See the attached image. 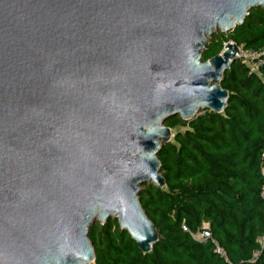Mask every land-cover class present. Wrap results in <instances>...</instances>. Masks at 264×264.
Here are the masks:
<instances>
[{"label":"water","instance_id":"water-1","mask_svg":"<svg viewBox=\"0 0 264 264\" xmlns=\"http://www.w3.org/2000/svg\"><path fill=\"white\" fill-rule=\"evenodd\" d=\"M264 0H0V264H91L89 230L117 219L144 253L159 232L165 122L222 113L239 46L214 31Z\"/></svg>","mask_w":264,"mask_h":264},{"label":"trees","instance_id":"trees-1","mask_svg":"<svg viewBox=\"0 0 264 264\" xmlns=\"http://www.w3.org/2000/svg\"><path fill=\"white\" fill-rule=\"evenodd\" d=\"M228 41L263 47L264 8H252L245 22L227 33L212 34L202 60L218 55ZM261 71L263 78L249 75L236 61L221 81L223 88L237 90L229 93L224 112L201 110L188 121L175 116L165 122L188 128L158 152L165 186L144 184L140 192L158 242L144 254L127 231L118 227L111 233L108 222H96L89 230L94 264H264V244L258 241L264 235V66ZM190 181L199 185L189 186ZM204 220L226 256L216 253L212 241L190 235ZM256 250L260 256L252 262Z\"/></svg>","mask_w":264,"mask_h":264},{"label":"built area","instance_id":"built-area-1","mask_svg":"<svg viewBox=\"0 0 264 264\" xmlns=\"http://www.w3.org/2000/svg\"><path fill=\"white\" fill-rule=\"evenodd\" d=\"M238 60L245 65L249 75H256L262 78L261 70L264 66V46L260 48L239 46ZM202 229L200 237L206 241L211 236V232L207 227H203ZM184 230H187V228L184 227ZM215 251L221 256H226V252L218 245H215Z\"/></svg>","mask_w":264,"mask_h":264},{"label":"rangeland","instance_id":"rangeland-1","mask_svg":"<svg viewBox=\"0 0 264 264\" xmlns=\"http://www.w3.org/2000/svg\"><path fill=\"white\" fill-rule=\"evenodd\" d=\"M217 32H220V31H214L213 34H214V33H217ZM262 78H263V77H262ZM262 80H263V79H262ZM263 81H264V80H263ZM236 91H237V90H236L233 86H230L229 89H228V93H230V92H236ZM174 118H175V117H174ZM165 125H166V124H165ZM166 126H168V125H166ZM168 127L171 128V132H172V137H171L170 142H174V143L176 142V141H175V134L178 133V132H184V131L188 128L186 125H184V124L181 123V122H178V123H176L175 125H173V126H168ZM187 184H188L189 186H192V185L197 186V185H199V184H198V181H194V182L190 181V182H188ZM140 194H141V193H140ZM151 218H152L153 220L157 219L156 216H151ZM106 222L109 223V226H110V228H111V233H114L115 229H117V228L119 227V223H118L117 219H115V218H111V219L107 220ZM203 227H204V228L207 227L208 230L211 232V236H210L206 241L210 240V241H212L215 245H218V246H220V247L223 249V246H222L221 241H219L216 237L214 238L213 233H212V227H211V224H210L208 221H206V220H204V221L202 222L201 230H199L198 233H194V234H192V233H190L188 230H185V231L188 232V233H190V235L192 236V238H193L195 241H198V242H206V241L202 240L201 237H200V236H201V231L203 230V229H202ZM258 241L261 242V244L263 245V244H264V235L258 237ZM259 256H260V251H257V250H256V251L254 252V257H253V259H252L251 261H252V262H255V261L259 258ZM91 264H94V262H92Z\"/></svg>","mask_w":264,"mask_h":264}]
</instances>
